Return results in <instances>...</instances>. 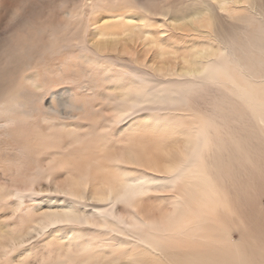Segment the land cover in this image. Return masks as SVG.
Wrapping results in <instances>:
<instances>
[{"label": "bare ground", "instance_id": "bare-ground-1", "mask_svg": "<svg viewBox=\"0 0 264 264\" xmlns=\"http://www.w3.org/2000/svg\"><path fill=\"white\" fill-rule=\"evenodd\" d=\"M258 5L192 0L179 11L178 5L170 21L161 13L157 25L144 6L133 5V15L96 16L92 3L76 28L66 22L54 30L48 20L35 21L43 4L22 0L0 33V120L14 127L17 151L35 164L33 178L41 177L45 189L10 194L19 207L26 197L55 199L0 241V256L52 237L44 249L55 244V253L42 264H264V7ZM71 11L64 17L73 18ZM249 18L252 31L245 30ZM27 27L49 45L25 46ZM73 50L87 82L80 89L98 74L89 65L114 67L100 70L107 107L92 131L84 132L73 114L81 128L54 116L42 120L46 132L30 129L32 114L41 113L37 103L62 95L46 90L35 68L45 53ZM200 97L207 108L192 109ZM115 127L124 133L109 147L101 140ZM51 149L53 158L35 161Z\"/></svg>", "mask_w": 264, "mask_h": 264}, {"label": "rangeland", "instance_id": "rangeland-1", "mask_svg": "<svg viewBox=\"0 0 264 264\" xmlns=\"http://www.w3.org/2000/svg\"><path fill=\"white\" fill-rule=\"evenodd\" d=\"M21 1L22 0H0V33H2L5 30L6 26L8 25L7 23H9L8 20L10 18V15L17 9V7ZM49 1L52 2L53 0H35V2H37L38 4H43L44 7H46L44 9L45 12L43 11V12H41V14L37 15L35 21L45 22L48 20L49 23L51 25H53L54 30L56 28L59 30L63 29L64 27H62V26L66 22L70 23L71 26L76 28V26L78 25V21L80 19V16H81V12L83 11L85 13V16L87 17L90 14V12L92 11V9L88 8L92 5V3H93L92 7L93 8L95 7V9H96V10L94 9L96 11V13L94 15H96V16H98L99 12H100V14H99L100 16L102 15L101 13H104V15H105V10H106V15L112 14V13L121 14L122 12H123V14H127V12H128L127 15H133V11L136 10V9L133 10V5L134 6L135 5L144 6L150 13L148 18L152 20L153 24H157V25H160V21H161V19H163L160 16L161 13H163V14L166 13L167 16L169 15L170 17L168 19L170 21L173 19L174 14L177 11L176 7L178 5L179 6L177 9L179 11L180 10L179 8L182 5L192 4V0H175L174 3H173V0H165V1L164 0H156L155 3L154 2L145 3L143 1L142 2L136 1L135 4H133V0H120L121 2L119 0H115V1L114 0L113 1L112 0H89V1L88 0H71V2H69V0H65V3H64V1L62 3V0L61 1L55 0L52 2L53 4ZM66 1H68V2H66ZM87 1L89 3H87ZM108 2H110V3H108ZM111 2H116V3H111ZM254 2H255V0H254ZM257 2L259 3L258 6L264 7V0H257ZM72 3H73V5H72ZM89 4H90V6H89ZM94 4H95V6H94ZM111 4H113V5H111ZM150 4L151 5L153 4V6H150ZM68 9H69V11L72 10L71 14L74 15L73 18L71 17L68 19V18L64 17V16H66L65 14L68 12ZM173 11H174V13H173ZM251 12H252V14H256L253 11H251ZM68 13H70V12H68ZM154 13H156V15H152ZM157 14H159V15H157ZM242 14H243V12H240L239 14H237V16H240ZM158 16H160L159 19H158ZM39 17H41V18H39ZM225 19H227V18H225ZM83 20L85 21V17ZM225 21H226L225 23L227 24V23L232 22L234 20L229 21L227 19ZM252 21H254V20L249 18V23H247L245 30L248 29L247 31H252V26H253ZM255 24H256V22H255ZM259 24H260V22H259ZM153 26L155 28L157 27L155 25H152L151 28H153V29H155ZM23 32L24 33L21 35V38L23 39V37H27V38L23 39V43L25 46L29 45L31 47L33 45L35 47L36 44H40L41 46H43L45 44L44 42H46L45 40H43L40 43V41H39V35L40 34L37 31H33L32 28H30V27L24 28ZM46 43H48L47 45H49V42H46ZM45 57L46 58L43 59L41 66H39L38 68H35L34 71L37 70L36 72H38V74L40 76L41 84L44 86V88L46 90L48 89L52 93L53 92L61 93L62 95L50 96L51 93L45 95L37 103V109L41 110V113L35 112L32 114L31 122H29V124H28L29 128L31 129V128L37 127L38 130H40L42 132L43 131L46 132V124L42 120H44V118H47V117L57 116L58 118H61V120L64 122L70 121V123H71L73 121L74 124L77 123L76 126H78L79 122L83 119L84 126L82 127V129H84V132L85 131L86 132L92 131L93 130L92 120L96 117V115H98V111L100 109L107 107V99L104 96H102V93H100L101 92L100 89H102V92H103L104 88L107 86L106 85V78L101 77L102 74H100V70L103 67H107V68L110 67L108 69L110 71H112L114 69V67H112L111 65H107V64H105V66H104V64H100V63H96V64L94 63L95 66H94V64H91L92 67H90L91 65H89L88 67H86V69H88V70L94 69V70L98 71V74H96V75L98 77L100 76L99 78H101V79L96 80L97 76H96V78H94L95 76H93V81L89 83V84L93 83L92 84L93 86L91 85L90 88L80 89L82 84H85L87 82L83 81V78H82L83 74L79 72L81 70L79 69L78 66L83 65V64L80 63L81 57L79 56L78 51L73 50L70 52V54L58 52L57 54H54L53 56H50L49 54L45 53ZM101 65L103 67H101ZM98 67H99V69H98ZM40 68H42V71ZM58 78H60V79H58ZM70 78H72V79H70ZM75 78H76V81H74ZM102 78L105 79L104 80L105 83L103 82ZM69 79H70V81H69ZM101 80L103 83L101 82ZM92 88H93V90H92ZM65 90H67V94L64 93ZM62 91H64V92H62ZM215 93L217 96H219V94L217 92H215ZM101 96H102V98H101ZM71 102L78 104L79 105L78 109H81V110H73L69 106L71 104ZM203 104H204V107L207 108V104L205 102V99L200 97L196 101L191 103V107H192V109L199 108L202 110ZM97 108H98V110H97ZM71 110H72V113H71ZM64 111H68L69 113L64 112ZM102 111H104V109H102ZM102 111H101L99 118L102 116ZM51 113H53V114H51ZM63 113H65V117H64ZM66 113H67V116H66ZM72 114L76 118L80 117V118H78L79 122H77L78 119H76V118L75 119L70 118V115L72 117ZM89 115L92 118H90ZM1 121L2 122L5 121V122L2 123ZM7 123H8L7 118H5V119L1 118L0 129L1 128L2 129L0 130V241H3L5 239V236L11 231H12V233L22 231L23 228L26 227L30 221H32L33 215H38L42 212L40 209H38L39 205L43 206L46 201H50V200L55 199L53 197H44V198L26 197L23 200L22 206L19 207V205L16 201V198L10 194L11 192L14 191V189L15 190H17V188L20 189L19 187H21V189H27L28 187L32 186L34 190H39L41 188L45 189V187H44L45 184L43 181H41V177H38L37 179L33 178V177H37V175H33L34 174L33 166L35 164L32 161L25 160L28 158H26L25 156L23 157L18 153V151L16 149V145L14 144L15 141L12 137V132H13L14 127H12L10 125L8 126ZM32 123H33V125H32ZM35 123L38 125H35ZM128 126L130 127V125H128ZM135 127H138V126H137V124L133 123V128H135ZM79 128H81V127H79ZM117 129H118L117 127L112 129V131L109 133V135L107 137H105L104 140H101V141L103 143L106 142L105 144L109 147L113 146L117 140L116 135L118 133L119 134L124 133V130H117ZM45 154H47V155H45ZM52 155H55V152H54V150L51 149V151L43 152L40 155H38L35 158V161L37 163H41L43 161H44L43 163H46L48 161V159L50 160L51 158H53ZM22 158H25V159H22ZM27 179H28V182H27ZM39 186H41V188H39ZM260 200H261L260 203L262 205H264V196H262L260 198ZM232 236H233V239H235V240H237L239 238V235L237 233H233ZM50 238H52V237H49V238L47 237L35 249L29 248V247H24L23 249L17 250L15 252H13L12 250L9 251L6 255V257L0 256V264H42L45 259H47L48 257L52 256L55 253V251H54L56 249L55 244H52L51 246L47 245V247L44 249L45 241L49 240ZM54 242L55 241H53L52 243H54Z\"/></svg>", "mask_w": 264, "mask_h": 264}]
</instances>
